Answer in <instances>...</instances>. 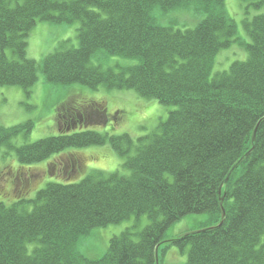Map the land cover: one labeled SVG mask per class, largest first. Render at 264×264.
<instances>
[{"label":"trees","instance_id":"16d2710c","mask_svg":"<svg viewBox=\"0 0 264 264\" xmlns=\"http://www.w3.org/2000/svg\"><path fill=\"white\" fill-rule=\"evenodd\" d=\"M225 1L0 0V87L29 96L41 73L62 89L133 91L173 107L154 132L135 140L61 128L67 120L72 128L80 108L104 115L96 99L61 103V134L18 148L11 140L31 132L32 123L0 127V148L12 149L19 164L20 198L40 176L22 175L34 164L48 160L53 174L62 154L106 144L123 160L122 172L92 171L78 183L49 182L31 200L0 202V264H160L165 243L186 250L185 264H264V0L250 4L262 12L242 21L243 34ZM180 15L197 22L180 25ZM39 22H77L78 46L63 41L40 62L27 58V38ZM233 44L245 59L214 71L219 52ZM192 215L207 216L202 228L165 240L174 223ZM142 216V231L111 238L99 259L78 252L93 230Z\"/></svg>","mask_w":264,"mask_h":264},{"label":"rangeland","instance_id":"374dc122","mask_svg":"<svg viewBox=\"0 0 264 264\" xmlns=\"http://www.w3.org/2000/svg\"><path fill=\"white\" fill-rule=\"evenodd\" d=\"M252 2L253 0L225 1L228 15L236 23V32H242L243 34L242 21H250L254 16L261 14L262 10H255L250 5ZM196 22L197 19L190 15H184L183 17L180 15L178 19L180 25L184 24L188 27L193 26ZM78 26L77 22L70 25L37 23L27 38V58L40 62L45 55L53 52L63 41H69L67 48H76L78 46L76 39ZM244 59L245 52L237 44H233L231 48L219 52L216 57L214 71H226L232 62L243 61ZM114 61L120 65L132 63V61L118 58H114ZM94 63L96 64L97 62L94 61ZM71 98L77 100L76 105L85 99L92 101L96 99L98 101L94 103L104 106L105 118H103L102 114L97 115L98 120L92 121L87 126V130L105 133L109 136L127 134L134 140L154 132L158 124L164 121L168 113L173 110V107L160 105L154 100L143 99L133 91L107 90L102 86L93 91L79 85H72L62 89L59 86L47 84L43 75L39 73L37 82L31 88L29 96H26L17 87H0V127L10 128L26 122L32 123L31 132L27 135L20 134L12 139L10 142L11 146L18 148L24 144H31L40 139L61 134L56 124V111L61 103L67 100L71 101L69 100ZM63 110H65V113L71 112V107H67V104H65ZM91 113L89 111V114ZM72 151L74 152L64 153L60 156L56 163H63V165L58 164L57 169L52 168L53 174L49 173L48 160L29 167V169H36L37 171H24L22 174L24 176L28 175L29 172L31 177L37 178L39 174L40 176L36 181H28V186L24 189V192L27 193L23 198H20L16 196L18 189L15 183H17V178L19 177L20 179L22 176L14 172L18 170L19 166L15 152L5 146L1 147L0 173L3 176L0 177V202L6 206H11L21 200L30 199L34 197L36 191L44 188L49 182L73 184L78 183L92 171L113 173L116 170H121L120 165L123 160L107 144L100 147L92 146ZM79 159L83 166L80 167L79 165L81 170L77 164ZM64 168H66L65 174L67 175H60ZM71 169L74 170L73 173L70 172ZM41 170L46 171V174H41ZM13 178H15V181ZM22 188L24 186L19 187L21 190ZM30 209L31 205L27 204V210ZM206 217V215H192L181 219L168 229L165 240H172L176 236L202 228ZM147 224V218L142 216L139 219L132 217L117 225L95 229L90 236L79 242L77 250L88 259H99L105 254L111 238L120 235L126 230L132 233H139ZM262 241L264 242V238ZM166 245L169 246L168 243L161 245L158 252L160 264H185L186 250L180 252L176 247L169 246V249L162 253V249Z\"/></svg>","mask_w":264,"mask_h":264},{"label":"flooded vegetation","instance_id":"af4514ba","mask_svg":"<svg viewBox=\"0 0 264 264\" xmlns=\"http://www.w3.org/2000/svg\"><path fill=\"white\" fill-rule=\"evenodd\" d=\"M80 111L81 112H83V114L82 115H78V120H75V121H71V127L72 128H70V126H66L69 122H67L68 120H67V117H63V119H65V120H67V121H65L64 123H63V125L64 126H62L61 125V128H65V130L67 131V132H69V131H71V129L72 130H75L76 131V129L78 130H83V128H87V126L92 122V121H97L98 120V116L97 115H99V114H101V113H99V112H96V113H94L93 111H91L92 113L91 114H89V111H87V112H85V111H83V109L82 108H80ZM71 112H72V107H71ZM71 112H68L67 113V115H70V113ZM64 113H65V110H64ZM103 115V114H102ZM93 116V117H92ZM103 118H105V115H103ZM72 172H74V170H72Z\"/></svg>","mask_w":264,"mask_h":264},{"label":"water","instance_id":"95a60500","mask_svg":"<svg viewBox=\"0 0 264 264\" xmlns=\"http://www.w3.org/2000/svg\"><path fill=\"white\" fill-rule=\"evenodd\" d=\"M226 182H227V179H226Z\"/></svg>","mask_w":264,"mask_h":264}]
</instances>
